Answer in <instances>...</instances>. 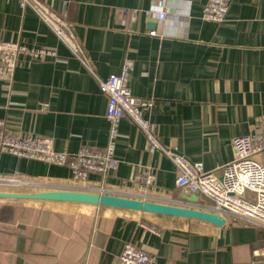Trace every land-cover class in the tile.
I'll return each mask as SVG.
<instances>
[{
  "label": "crops",
  "instance_id": "0c3cea01",
  "mask_svg": "<svg viewBox=\"0 0 264 264\" xmlns=\"http://www.w3.org/2000/svg\"><path fill=\"white\" fill-rule=\"evenodd\" d=\"M41 1L64 16L88 66L30 8L0 0V40L51 51L31 62L21 55L11 80H0V120L50 137L56 151L73 156L106 145V95L95 75L119 72L127 58V86L152 101L145 114L159 140L206 171L230 162L231 139L264 120V0H228L218 22L202 17L207 0ZM158 5L163 20L155 17ZM117 132L118 163L105 182L113 193L209 210V200L194 201L175 186L174 163L149 150L128 118L119 119ZM257 159L264 166V150ZM148 172L154 178L146 183ZM69 175L66 164L0 151V177L58 185ZM89 182L100 184L98 175ZM224 217L217 226L111 206L0 197V264H123L125 242L147 250L154 264H264L253 255L264 249V226Z\"/></svg>",
  "mask_w": 264,
  "mask_h": 264
},
{
  "label": "built area",
  "instance_id": "2783aa9c",
  "mask_svg": "<svg viewBox=\"0 0 264 264\" xmlns=\"http://www.w3.org/2000/svg\"><path fill=\"white\" fill-rule=\"evenodd\" d=\"M18 1L21 8H30L57 38L88 66L82 57L83 49L74 39L64 16H57L41 0ZM228 3V0H207L202 17L216 22L224 20L228 12ZM155 11L157 19L165 18L166 13L161 5L155 6ZM149 33L156 34L155 30ZM50 53L51 51L46 48H28L0 40V80H11L12 68L19 63L21 55L31 62ZM131 68L132 61L127 58L119 72L109 73L104 78L95 75L100 92L106 95L105 117L109 122L107 142L102 149L92 150L84 147L73 156H69L56 151L50 137L23 132L20 126L9 125L0 120V151L26 158H38L48 163L66 164L70 169V175L65 183L52 185L57 189L115 194L105 182L109 172L117 167L118 161L114 157V143L118 136L117 123L119 119L126 117L145 136L149 150L160 152L174 163L176 187L209 200L211 202L209 211L222 216L229 214L251 224L264 226V166L257 159L259 153L264 150V120L257 122L251 132L236 135L231 139L234 156L230 162L219 166L216 171H206L201 162L189 160L159 140L152 122L145 114L152 106V101L133 96L127 86V76ZM92 173L98 175L100 184L89 182V175ZM153 178V174L148 172L146 183L151 182ZM0 181L29 185L47 183L42 180L24 181L20 176L0 177ZM141 198L146 199V196L142 195ZM253 255L255 261H263L264 249L255 248ZM119 258L123 264H154L152 254L130 242L123 244Z\"/></svg>",
  "mask_w": 264,
  "mask_h": 264
},
{
  "label": "water",
  "instance_id": "95a60500",
  "mask_svg": "<svg viewBox=\"0 0 264 264\" xmlns=\"http://www.w3.org/2000/svg\"><path fill=\"white\" fill-rule=\"evenodd\" d=\"M0 197L16 199L58 200L97 206H111L149 213L197 218L211 222L217 226H221L225 223L224 216L216 214L209 210L179 206L152 200H143L109 193L69 189H46L25 192L0 190ZM197 198V195L192 194V200L196 201Z\"/></svg>",
  "mask_w": 264,
  "mask_h": 264
},
{
  "label": "rangeland",
  "instance_id": "374dc122",
  "mask_svg": "<svg viewBox=\"0 0 264 264\" xmlns=\"http://www.w3.org/2000/svg\"><path fill=\"white\" fill-rule=\"evenodd\" d=\"M25 180H30V181H37L38 179H33V178H24ZM46 189H57L53 187L50 184H35V185H29V184H13V183H7L0 181V190L1 191H20V192H25V191H36V190H46Z\"/></svg>",
  "mask_w": 264,
  "mask_h": 264
},
{
  "label": "bare ground",
  "instance_id": "6f19581e",
  "mask_svg": "<svg viewBox=\"0 0 264 264\" xmlns=\"http://www.w3.org/2000/svg\"><path fill=\"white\" fill-rule=\"evenodd\" d=\"M135 212V211H134Z\"/></svg>",
  "mask_w": 264,
  "mask_h": 264
}]
</instances>
